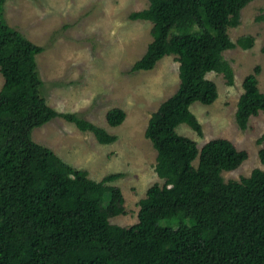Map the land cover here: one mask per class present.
I'll return each instance as SVG.
<instances>
[{"label":"trees","instance_id":"16d2710c","mask_svg":"<svg viewBox=\"0 0 264 264\" xmlns=\"http://www.w3.org/2000/svg\"><path fill=\"white\" fill-rule=\"evenodd\" d=\"M6 1L0 0V264H264V168L225 181L222 172L239 167L248 152L223 137L198 148L176 132L185 123L201 135L190 105L217 99L207 73L233 83L223 52L250 48L254 39L242 35L233 42L228 28L239 24L241 9L253 0H148L146 8L128 15L152 23V40L131 70H151L174 55L179 84L144 130L162 183L146 189L137 222L127 227L110 222L124 214L125 198L120 187L105 185L121 173L93 180L33 139L34 128L56 117L91 132L101 144L116 136L47 104L36 63L43 47L7 23ZM258 72L256 66L242 81L234 114L242 130L251 116L264 112ZM124 117L116 107L106 113L110 126ZM263 140L264 133L257 142ZM258 157L264 166V148Z\"/></svg>","mask_w":264,"mask_h":264},{"label":"rangeland","instance_id":"374dc122","mask_svg":"<svg viewBox=\"0 0 264 264\" xmlns=\"http://www.w3.org/2000/svg\"><path fill=\"white\" fill-rule=\"evenodd\" d=\"M147 5L148 0H7L3 4L7 23L43 47L36 63L47 104L60 113H76L116 136L114 142L101 144L91 132L56 117L34 128L33 139L70 167L86 170L93 180L121 173L105 185L118 186L123 193L125 212L110 222L125 227L137 222L138 200L146 189L154 182L162 183L153 168L156 150L144 130L151 113L179 84L174 55H165L151 70H131L152 40V23L131 20L128 15ZM228 34L233 42L242 35L254 39L250 48L237 45L223 52L234 72L233 83L226 84L222 74L207 73L217 85V99L210 105L198 101L190 105L201 124V135L185 123L176 127L198 148L209 139L223 137L248 152L239 167L222 172L225 181L264 168L258 157L264 140L257 142L264 133V112L251 116L243 130L234 116L243 78L256 66L257 87L264 91V0L243 7L239 24L229 27ZM2 81L0 73V87ZM113 107L125 112L117 126L106 121Z\"/></svg>","mask_w":264,"mask_h":264}]
</instances>
